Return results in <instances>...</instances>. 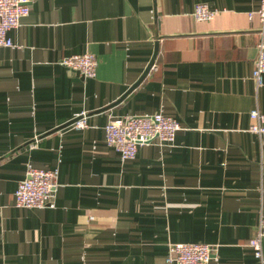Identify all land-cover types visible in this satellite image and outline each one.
Returning <instances> with one entry per match:
<instances>
[{
	"label": "crops",
	"instance_id": "obj_1",
	"mask_svg": "<svg viewBox=\"0 0 264 264\" xmlns=\"http://www.w3.org/2000/svg\"><path fill=\"white\" fill-rule=\"evenodd\" d=\"M261 0H38L0 48V264H166L170 245L209 244L210 264H260L264 114L253 79ZM219 11L193 18L195 5ZM155 69L120 105L148 68ZM92 53L86 79L60 61ZM83 112L89 127H65ZM163 114L172 145L122 161L112 118ZM65 127V128H64ZM63 128V129H62ZM61 129V130H60ZM58 169L54 209H21L28 168Z\"/></svg>",
	"mask_w": 264,
	"mask_h": 264
},
{
	"label": "built area",
	"instance_id": "obj_2",
	"mask_svg": "<svg viewBox=\"0 0 264 264\" xmlns=\"http://www.w3.org/2000/svg\"><path fill=\"white\" fill-rule=\"evenodd\" d=\"M38 0H0V48H12L13 43L9 33L20 27L21 21L31 13L32 5ZM219 11L208 4L198 3L193 11V18L197 22L213 21ZM257 15L260 28L257 43V59L253 71L256 85V95L264 87V0L260 1L258 10L250 13V17ZM60 65L79 74L86 79L97 76L98 60L92 53L64 57ZM155 69V65L152 70ZM151 70V71H152ZM80 119L72 126L77 131L86 130L88 114L83 112ZM253 124L249 131L264 141V114L258 106L250 112ZM179 121L163 114L145 116H127L112 118L105 127L106 144L115 149L122 161L134 160L139 147L152 143L172 145L176 141L177 133L181 130ZM58 169L47 170L30 167L26 178L22 180L15 192L16 206L21 209H54L58 194ZM255 259L264 264V217L261 216L257 233L249 241ZM217 253V249L209 244L170 245L166 264H210Z\"/></svg>",
	"mask_w": 264,
	"mask_h": 264
},
{
	"label": "water",
	"instance_id": "obj_3",
	"mask_svg": "<svg viewBox=\"0 0 264 264\" xmlns=\"http://www.w3.org/2000/svg\"><path fill=\"white\" fill-rule=\"evenodd\" d=\"M157 54H158V44H156V50H155V53H154V56L148 66V68L146 69V71L144 72V74L142 75V77L137 81V83H135V85H133L129 91L121 98L119 99L118 101H116L115 103H113L112 105H110L109 107L105 108V109H102L100 110L99 112H103V111H107L109 109H112L118 105H120L135 89L138 88V86L143 82V80L150 74L153 66L155 65L156 63V58H157ZM80 118H77L75 119L74 121H72L71 123H69L68 125H66L65 127H69V126H72L74 123H76ZM64 127V128H65ZM63 129V128H62ZM61 130V129H60Z\"/></svg>",
	"mask_w": 264,
	"mask_h": 264
}]
</instances>
